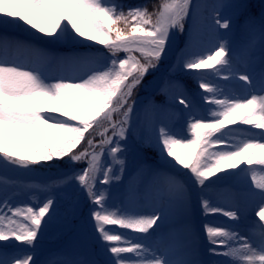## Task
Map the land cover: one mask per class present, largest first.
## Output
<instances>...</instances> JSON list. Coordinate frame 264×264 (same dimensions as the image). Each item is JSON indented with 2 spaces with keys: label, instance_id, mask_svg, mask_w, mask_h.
Masks as SVG:
<instances>
[{
  "label": "snow or ice",
  "instance_id": "snow-or-ice-1",
  "mask_svg": "<svg viewBox=\"0 0 264 264\" xmlns=\"http://www.w3.org/2000/svg\"><path fill=\"white\" fill-rule=\"evenodd\" d=\"M200 7L193 0H159L151 11L147 3L121 0H0V26H29L67 49L59 54L0 33V264H204L191 225L196 204L206 218H229L203 225L207 254L224 257L215 264H264V3L258 13L247 3L218 5L211 18L215 29L229 31L233 16L243 15L248 44L260 37L259 87L240 94L216 78L227 73L225 81L250 88L253 74L235 66L229 40L204 45ZM189 19L175 62L162 69ZM32 56L39 63L29 62ZM51 61L66 73L48 76ZM177 71L191 75L196 90L172 80ZM142 87L165 96L175 88L172 99L186 111L179 127L161 123L142 140L174 170L137 163L146 191L129 206L116 203L111 185L121 180L130 152L149 159L132 121ZM10 167L26 174L47 167L52 175L25 181L8 177ZM240 174H250L253 187L226 211L219 184ZM250 214L259 219L241 231L237 222ZM51 226L89 232L105 258L68 248L39 261L38 243ZM158 234L170 243H145Z\"/></svg>",
  "mask_w": 264,
  "mask_h": 264
},
{
  "label": "rangeland",
  "instance_id": "rangeland-1",
  "mask_svg": "<svg viewBox=\"0 0 264 264\" xmlns=\"http://www.w3.org/2000/svg\"><path fill=\"white\" fill-rule=\"evenodd\" d=\"M121 2L125 5H136L147 3L149 7V11L152 10L151 4H158L159 0H121ZM194 4L200 5V14H211L210 17H213L216 14L214 8L218 5L228 4V3H247L250 4L251 11L253 13H258L260 6L264 3V0H193ZM153 4V5H154ZM221 15H231L230 9H219ZM12 19V18H9ZM23 24V22H21ZM192 24V20L189 19L186 23V32L184 36H181L177 33L174 37L173 46L171 49V53L168 56L165 64L162 65V69L166 67L168 64L175 62V56L178 52L179 48L183 47L184 39L187 36V27L188 25ZM204 30H203V43L205 46H211L216 42L218 36H222L224 39L229 40L231 44V48L233 49L234 55V64L236 67H242L244 59H254L253 67H254V76L257 74V69H261V40L259 35L255 36V39L259 41V45L256 46L255 44L252 45L248 44L249 36L246 31L244 25V16L243 15H236L233 16V24L229 31L224 29H215L211 22L203 21ZM29 26L23 27H15L14 25H4L0 26V33L7 31V34L11 37L27 41L37 48L42 49H50L53 52L59 54H65L67 49L61 46H52L46 39L42 38L43 34L36 33L35 29L31 31L28 30ZM103 46L96 45L97 49H102ZM95 50V49H93ZM250 50H254L253 57L249 55ZM80 51H86L85 48H81ZM248 54V55H247ZM29 62H36L39 63V59L36 56L29 57ZM45 73L50 77H58L61 74H65L66 70L63 69L57 62L51 61L44 65ZM259 73L257 74L254 80L258 82V85H253L245 90L239 91L236 94H240L243 92L251 91L253 88L259 87ZM227 75L224 73L221 77L216 78L219 82L223 80V76ZM152 77H146V82L151 80ZM172 80H178L186 90L191 93L192 91L196 90V83L192 79L191 75L177 71L172 77ZM235 80V79H234ZM230 80L225 82L229 85H234L233 81ZM50 82H55L54 79ZM221 83V82H220ZM175 88H170L168 91L167 96L159 91H155L154 88H149L145 90L143 87L138 92L139 102L136 106V110L132 115V121L136 125V143L140 145L142 153L147 155L149 159L147 161H143L139 159V153L135 150L130 152L127 156V167L126 171L123 173L121 180L114 181L111 185V191L113 197L117 204L121 201H124L129 206L135 205L137 203L136 196H143L145 195L146 191V182L145 178L140 176L136 172V165L137 163H145L147 165H151L156 168L163 169L165 171L171 172L174 169L166 165L163 160L161 159L159 153L156 151L155 148L147 147L146 144L142 143V140H146L149 135L154 137L155 129H158L161 123L165 124H173L177 127L183 124V119L181 114L186 110L183 108L182 105L179 104V98L172 99L173 95L176 93ZM59 115V114H56ZM179 121V124H177ZM151 126V127H150ZM244 128H250L251 126L243 125ZM259 131V130H256ZM179 150V148L177 149ZM171 159V158H169ZM243 167V166H241ZM3 169H0V172H3ZM187 171V170H185ZM7 176L10 178H20L25 181L31 180H39L41 178L47 177L52 175V171L49 170L47 167H37L36 170L32 173H24L23 171H14L12 167L7 170ZM222 175V174H221ZM214 179V178H213ZM139 187V193L133 194L130 191L132 186ZM219 187L222 189L219 199L221 204L225 206V210H232L228 207L235 202H239L243 204L248 197V189L253 187L251 184L250 174L245 176L244 174H240L227 182L222 181L219 184ZM69 194H64L65 198ZM26 197L21 195L18 199H25ZM81 200L83 197L81 196ZM61 207H63L64 200L60 201ZM255 211H259L257 208ZM259 217L250 214L245 219H242L237 222L239 225V229L241 231H247L248 225L252 220H258ZM216 221V222H227L229 221L228 217H225L221 214L210 215L207 218L202 214L199 205L196 204L192 215H191V225L195 232L198 235L199 242H198V259L204 262V264H215L218 260H223L224 257L218 256H211L207 254L205 245L207 241L204 239V232H203V225L208 221ZM170 225H166L164 229L159 230V232H166ZM143 235V234H140ZM3 243V242H0ZM152 245L153 247H161L163 248L166 243L170 242H162L160 239V235L158 234L156 237L149 238L145 241ZM68 248H76L78 249L84 257L91 258V259H104L105 257L99 256L96 253V244L94 238L90 235L87 231H77L71 232L67 228H61L58 226H51L49 227L47 233L40 238L37 247V259L39 261H43L50 253L59 250V249H68Z\"/></svg>",
  "mask_w": 264,
  "mask_h": 264
},
{
  "label": "bare ground",
  "instance_id": "bare-ground-1",
  "mask_svg": "<svg viewBox=\"0 0 264 264\" xmlns=\"http://www.w3.org/2000/svg\"><path fill=\"white\" fill-rule=\"evenodd\" d=\"M210 15L211 14H209V15L208 14H205V15L202 14L201 16L203 17V21H208V23L211 22V18L212 17H210ZM254 44L256 46H258L259 45V41L256 40L255 42H253V45ZM250 52L251 53H254V50H252V51L250 50ZM251 56L253 57L254 55L252 54ZM248 57L249 56H247V59L246 58L244 59L245 61H243L242 67H239V69H240L241 72L247 71V72L252 73L254 75V73H253L254 72L253 62L255 61V58L254 59H248ZM257 74H258V72H257ZM257 74L255 75L256 76V79L258 78ZM238 75H239V73H237V76ZM255 76H254V78H255ZM254 78H253V85H258V82L256 80H254ZM220 82H221L220 83L221 85H224L225 82H228V81H222V80H220ZM233 84L234 85H232V84L231 85L228 84V85H229V87L233 88L234 92H236V93H238L239 91L248 89V88H245L244 87V82L243 81H240L238 79H235L233 81Z\"/></svg>",
  "mask_w": 264,
  "mask_h": 264
},
{
  "label": "trees",
  "instance_id": "trees-1",
  "mask_svg": "<svg viewBox=\"0 0 264 264\" xmlns=\"http://www.w3.org/2000/svg\"><path fill=\"white\" fill-rule=\"evenodd\" d=\"M154 4V3H153ZM153 4H151V6H153Z\"/></svg>",
  "mask_w": 264,
  "mask_h": 264
}]
</instances>
